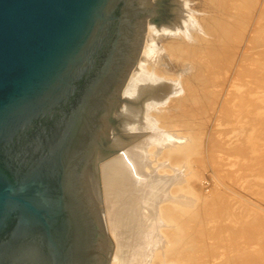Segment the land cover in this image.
Listing matches in <instances>:
<instances>
[{
  "label": "water",
  "instance_id": "95a60500",
  "mask_svg": "<svg viewBox=\"0 0 264 264\" xmlns=\"http://www.w3.org/2000/svg\"><path fill=\"white\" fill-rule=\"evenodd\" d=\"M174 7L0 0V264H108L93 156L107 149L142 18L175 21Z\"/></svg>",
  "mask_w": 264,
  "mask_h": 264
},
{
  "label": "rangeland",
  "instance_id": "374dc122",
  "mask_svg": "<svg viewBox=\"0 0 264 264\" xmlns=\"http://www.w3.org/2000/svg\"><path fill=\"white\" fill-rule=\"evenodd\" d=\"M155 1L158 0H145V5ZM171 1L175 2L174 9L182 10L183 6L188 11L183 10L184 14L192 15V21L199 20L192 36L180 28L173 33L159 30L155 43L168 57L165 66L172 68V75L177 77L176 81L171 78L172 84L179 86L174 91L183 93L189 73H181L178 64L181 58L195 52L193 46L197 43L192 39L204 33L207 18L220 16L224 7L223 0ZM251 1L253 4L248 6L246 0H227L234 7V18L230 19L243 20L242 30L238 26L227 34H211L215 38L212 58L205 59L208 48L204 46L201 54L205 58L200 55L196 59L198 66L205 64L203 76L207 81L202 79V83L195 85L190 96L196 104L191 115L182 119L189 126L187 130L197 137L195 148L187 157V168L193 175L186 180L196 200L190 212L183 215L180 243L170 253L179 254V264H264V0ZM169 24L163 22L157 28ZM149 25V18H142L141 52L150 33ZM169 46L175 47L176 54L169 51ZM158 71L156 67L155 72ZM117 100L128 102L124 96ZM108 127L106 133H110ZM94 157L92 166L98 161ZM94 191L89 199L97 202L100 236L111 246L102 201ZM112 247L111 252H105L107 258Z\"/></svg>",
  "mask_w": 264,
  "mask_h": 264
},
{
  "label": "bare ground",
  "instance_id": "6f19581e",
  "mask_svg": "<svg viewBox=\"0 0 264 264\" xmlns=\"http://www.w3.org/2000/svg\"><path fill=\"white\" fill-rule=\"evenodd\" d=\"M246 1L248 6L253 4L251 0ZM230 4L223 0L221 15L207 18L205 24L202 22L204 33L192 39L197 43L193 46L195 52L190 51L191 56L181 58L177 69L189 73V83L182 88L183 93L178 90V83L172 84L177 77L172 75V68L165 66L168 57L155 43L159 30L173 33L180 28L192 36L199 20L192 21V15L184 14L188 11L182 6V10L172 9L175 21L166 27L149 25L150 33L144 40L143 51L140 50V60L136 59L134 70L129 71L119 92L128 102L117 100L111 127L107 126L110 133L105 132L109 149L94 157L98 161L93 166L99 170L94 192L102 201L104 222L113 243V252L106 257L108 264H179V254L170 253L180 243L179 225L183 215L190 212L196 200L186 180L191 174L187 157L195 148L197 137L187 130L189 126L182 119L191 115L196 104L190 96L195 85L207 81L203 76L205 64L198 66L196 61L200 55L205 58L202 50L208 48L205 59L212 58L216 34L230 33L238 26L239 30L243 28V20L230 19L234 18V7ZM174 48L169 46V51L176 54ZM214 48L217 49L215 45Z\"/></svg>",
  "mask_w": 264,
  "mask_h": 264
}]
</instances>
